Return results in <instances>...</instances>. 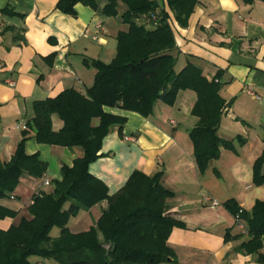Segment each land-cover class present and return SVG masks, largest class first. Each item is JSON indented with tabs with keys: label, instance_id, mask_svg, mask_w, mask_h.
I'll use <instances>...</instances> for the list:
<instances>
[{
	"label": "crops",
	"instance_id": "crops-1",
	"mask_svg": "<svg viewBox=\"0 0 264 264\" xmlns=\"http://www.w3.org/2000/svg\"><path fill=\"white\" fill-rule=\"evenodd\" d=\"M97 1L99 10L79 3L72 16L57 9L58 0H0V164L14 154L34 101L55 97L69 88L85 92L96 71L87 67L84 59L109 63L115 57L117 34L128 29L120 17L125 7L119 4V15L108 17L100 11L108 0ZM159 2L171 15L180 50L177 70L191 62L208 79L219 80L226 106L218 135L229 140L242 136L246 143L240 145L235 140L236 150L222 149L220 158L200 173L189 135L196 124L191 110L197 96L184 90L173 106L159 101L149 117L106 107L108 112L125 116L127 122L122 135L115 127L105 137L103 155L89 170L104 181L110 195L134 170L148 175L163 172V185L174 192L168 199L169 211L185 223L184 228H174L168 239L176 254V260L170 261L175 264H262L255 255L236 251L250 236L245 232L246 222L237 220L224 202L235 199L250 211L256 200H264V185L253 183V164L264 149V2L199 0L186 27L178 24L167 0ZM7 6L25 18L3 15L1 10ZM6 27L23 28L26 44H15L18 31L2 32ZM61 126L62 121L54 115V129ZM28 129L26 153H38L48 168L42 178L24 175L15 191L0 200L1 205L17 212L14 218L0 219L2 229L18 224L23 217L30 218L28 206L34 192L50 190L52 181L61 179L62 166H71L83 153L79 147L39 143L36 130ZM45 180L50 185L45 186ZM207 197L220 205L214 207ZM106 207L107 201H103L81 211L70 219V230H88ZM227 232L234 238L225 241Z\"/></svg>",
	"mask_w": 264,
	"mask_h": 264
},
{
	"label": "trees",
	"instance_id": "trees-1",
	"mask_svg": "<svg viewBox=\"0 0 264 264\" xmlns=\"http://www.w3.org/2000/svg\"><path fill=\"white\" fill-rule=\"evenodd\" d=\"M79 3L99 10L97 0H58L57 9L75 16ZM121 3L125 11L120 17L128 29L117 34L113 60L106 63L84 59V64L96 71L93 84L85 92L69 88L55 97L34 101L32 116L14 154L0 164L1 200L15 191L24 175L42 178L47 171L48 163L38 153L25 151L28 128L36 130L39 143L79 147L83 151L71 166H62L61 179L53 180L50 190L38 188L34 192L28 206L30 218L23 217L8 229L0 228V264H34L31 258L35 256L54 258L59 264H162L176 260L168 239L174 228H184L185 223L169 211L168 199L174 192L163 185V172L148 175L134 170L126 183L110 195L104 181L89 170L90 164L103 155L100 151L105 137L115 127L122 135L127 122L125 116L108 112L106 107L149 117L159 101L173 106L180 91H194L197 98L191 115L196 124L189 135L202 174L220 158L222 149L236 150L235 140L240 145L246 143L242 136L229 140L218 135L226 106L219 80L208 79L191 62L177 70L180 50L171 15L159 0H108L100 11L116 17ZM198 3L199 0H167L181 27L188 25ZM1 12L25 18L12 6ZM7 30L18 31L13 38L15 44H26L23 28L6 27L2 32ZM53 58L51 55L48 59ZM54 115L62 121L59 130L53 127ZM263 166L264 149L253 164V183L257 186L264 185ZM103 201H107V207L95 225L81 232L70 230L72 217ZM224 206L246 222L250 236L236 251L253 254L264 264V200H256L250 211L235 199L225 201ZM16 215V211L0 204V219ZM54 227L60 229L57 237L51 236ZM231 238L234 237L227 232L225 241Z\"/></svg>",
	"mask_w": 264,
	"mask_h": 264
},
{
	"label": "rangeland",
	"instance_id": "rangeland-1",
	"mask_svg": "<svg viewBox=\"0 0 264 264\" xmlns=\"http://www.w3.org/2000/svg\"><path fill=\"white\" fill-rule=\"evenodd\" d=\"M59 233H60V229L58 227H54L51 230V236L52 237H57L59 235ZM31 260H32V262L34 264H37L36 260L41 261L43 264H59L54 258L43 259L41 257H36L35 256V257H32ZM162 264H175V262L168 260V261H166V262H164Z\"/></svg>",
	"mask_w": 264,
	"mask_h": 264
},
{
	"label": "built area",
	"instance_id": "built-area-1",
	"mask_svg": "<svg viewBox=\"0 0 264 264\" xmlns=\"http://www.w3.org/2000/svg\"><path fill=\"white\" fill-rule=\"evenodd\" d=\"M99 28L101 27V26H98ZM94 39H97V37L96 36H94L93 37ZM0 67H2V65L0 64ZM9 83L11 84V85H14V82L13 81H9ZM172 122V124H174V121H171ZM43 184L45 185V186H48V185H50V181L49 180H45L44 182H43ZM206 200H210L211 201V203H212V205L214 206V207H216V206H219L220 205V202L218 201V200H216V199H211V198H206ZM32 202V201H31ZM236 219L237 220H241L238 216L236 217ZM245 232H247L246 230H245ZM37 264H39V263H37Z\"/></svg>",
	"mask_w": 264,
	"mask_h": 264
},
{
	"label": "water",
	"instance_id": "water-1",
	"mask_svg": "<svg viewBox=\"0 0 264 264\" xmlns=\"http://www.w3.org/2000/svg\"><path fill=\"white\" fill-rule=\"evenodd\" d=\"M171 259H169V261H170Z\"/></svg>",
	"mask_w": 264,
	"mask_h": 264
}]
</instances>
